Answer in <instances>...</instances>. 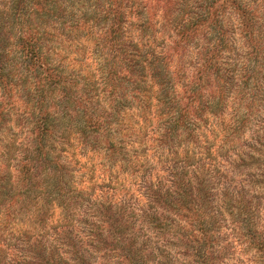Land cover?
Masks as SVG:
<instances>
[{"label":"trees","instance_id":"trees-1","mask_svg":"<svg viewBox=\"0 0 264 264\" xmlns=\"http://www.w3.org/2000/svg\"><path fill=\"white\" fill-rule=\"evenodd\" d=\"M217 1L0 0V129L2 125L6 127L8 122L5 121L14 115L19 129L26 131L17 143L23 146L24 158L16 168L18 187L11 186L5 170L0 171L2 229L11 225L16 216L14 202L17 197L20 212L28 208V202H35L50 191L57 199L59 196L64 198V194L69 198L67 191L61 192L58 175L62 173L59 145L67 142L64 133L71 134L70 140L75 139V146L84 147L89 143L95 149H104L107 156L115 159L119 157V151L123 152L120 147L124 142L110 141L108 124L110 126L112 117L127 104L136 110H133L136 119L143 115L157 117L163 128L159 133L160 141L165 142L182 131L187 138L196 137L197 124L203 118V123L207 121L206 110L216 118L223 117L227 104L238 112L241 106L236 105L237 101H228L232 94L226 92L225 87L229 79L235 78L234 74L229 75L230 70L221 71L220 64L216 68L213 65L207 67L205 76L212 74L216 83L207 96L201 93L194 109L190 107L188 111L196 93L193 88L190 95L183 85L184 93L172 92V86L182 80L183 69L178 67L173 71L168 67L171 53L186 51V42L190 36L194 37L195 26L210 27L214 39L207 42L214 41L216 47L222 45L223 33L217 18L227 6L236 9L239 5L235 0H230V4L223 0L220 8ZM238 14L248 29V16L243 11ZM155 16L160 18L161 25L158 24L162 27L155 39V42L160 40L156 44L158 47L152 42ZM64 18H68L69 24L63 23ZM178 36L183 41H175ZM90 46L103 57L97 63L102 68L101 76L93 86L89 83V73L81 76L80 69L65 73L64 65V48H76L85 54ZM204 47L197 43L199 60ZM253 48L256 63H260L258 43L254 42ZM53 60L56 65L52 64ZM256 66L250 71L255 75L254 79H258ZM238 81H248L245 72L240 73ZM136 83H143V88L134 87ZM96 85L103 86L104 96L109 100L102 107L94 98ZM17 103L21 109H13ZM255 103L253 98L247 110ZM235 116L232 115L224 126V140L228 137L227 130L235 131L245 122H238ZM252 143L255 148L264 146L257 140ZM12 144H7V152ZM245 158L258 164L254 165L250 179V185L255 189L249 190V179L248 187L234 183V177L244 171L233 169L235 166L230 167L233 169L230 172L214 175L215 179L206 172L187 175L189 171L184 170L175 174L171 189L163 191L160 187H148L147 207L150 211L141 218L147 229L144 234L150 232L145 238L127 231L132 222L118 211H104L101 215V223L105 226L104 233L101 231L103 236L98 232L94 234L96 245L108 246L105 250L108 261L104 264H109V259L113 264H164V260L172 264L177 258L179 264H207L212 255L215 226H219L221 220L227 222L230 231L238 230L264 256V224L257 228V214L264 212V154L239 153V160ZM227 174L230 176L226 177ZM220 182H223L222 186L218 187ZM98 208L105 210V204ZM44 214L42 211L39 223ZM22 238L27 245L20 246L16 251L18 256L7 260L0 251V264H92L89 257L75 248L73 240L69 243L72 238L67 236L58 238V249L48 248L38 240L29 242L26 237ZM60 248L56 254L55 249Z\"/></svg>","mask_w":264,"mask_h":264},{"label":"rangeland","instance_id":"rangeland-1","mask_svg":"<svg viewBox=\"0 0 264 264\" xmlns=\"http://www.w3.org/2000/svg\"><path fill=\"white\" fill-rule=\"evenodd\" d=\"M222 1L216 2L220 8ZM235 1L238 2V8L227 6L225 12L217 18L220 31L223 33L222 45L216 47L214 41L207 42L214 39H212L213 33L210 27L195 26L193 29L196 30H193L192 34L194 37L190 36L189 42H186V51L171 53L172 58L168 67L173 71L178 67L183 69L182 80L176 84L177 86H172L173 93H184L181 85L188 88L189 95L192 88L196 91L188 111L190 107L195 108L202 97L201 93L207 96L211 88L215 86L216 80L212 78V74L211 78L208 75L205 76L209 65L216 68L220 64L221 71L230 70L229 75L233 73L235 78L229 79L230 81L225 85L226 92L229 91L230 95L232 94L227 98L229 97L228 101L232 103L237 101L236 105L241 106L238 112L235 113L228 104L221 118H216L212 112L206 110L207 121L203 123L205 121L203 118L197 124L196 137L193 135L187 138L182 131L177 132L174 140L169 138L165 142L160 141L159 133L163 128L158 118L143 115L136 119L133 113V110L135 112L136 110L127 104L125 109H121L115 117H112L110 126L108 124L110 141L124 142L120 147L123 152L119 151V157L115 159L107 156L104 149H95L89 143H85L84 147L75 146V139L70 140L71 134L64 133L63 136L67 142L59 145V169L62 173L58 175L62 186L61 192L64 194L67 191L69 198H65L64 194V198L59 196L57 199L50 191L37 198L35 202H28V208L20 212L21 208H18L20 200L17 197L14 202L16 216L11 225L2 229L0 224V251L4 252L7 260L18 256L16 251L21 245H27L26 240L20 239L21 237H26L29 242L38 240L48 248L58 249L60 247H56L59 245L58 238L61 239L64 235L72 238L69 243L73 240L75 248L78 247L84 255L89 257L92 264H104L108 261L105 254L108 246L96 245L94 235L98 232L103 236L105 230V226L101 223L103 212L107 209L108 213L118 211L132 222L127 231L140 234L141 238H145L150 233L144 234L147 229L141 221L144 213L150 211L147 207V188L156 186L163 191L171 189L175 174L184 170L189 171L187 175L206 172L215 179L214 175L220 172L243 169L239 176L234 177V183L248 187L246 182L249 179V190L255 189L250 185V179L254 165L258 164L250 158L239 160V153L264 154V146L255 148V144L252 143L255 140L264 143V0ZM241 11L249 18L248 29L244 26L242 16L238 14ZM64 19L63 23L69 24L68 18ZM158 23L161 25L160 18L155 16V26L151 30L154 33L152 42L155 46L160 42V40L155 42V39L160 35L162 28ZM200 24H206V22ZM127 25L130 24L127 23ZM126 32L128 33L129 30ZM177 40L183 41L180 36L175 41ZM254 42L258 43L260 63H256L257 60L254 57L256 54L253 48ZM197 43L202 47L205 46L200 54V60L196 50ZM87 49L88 51L84 54L76 48H64L65 73H72L74 69H80L81 76L89 73V83L93 86L101 76L102 68L97 63H99L98 59L101 62L103 57L100 56V51L93 50L91 46ZM67 54L69 56H66ZM55 59L58 61V58ZM52 64L56 65V62L53 60ZM255 66L258 79H254L255 75L250 72ZM199 71L201 73L197 76ZM241 72H245V77H248L247 82L239 83L238 78ZM235 80L237 82L234 83ZM143 86V83L134 84V87L138 89H142ZM95 89V101L101 107L106 105L109 100L104 96L103 86L96 85ZM187 93L185 91V94ZM1 94L0 92L2 100ZM253 98L256 103L252 109L247 110ZM21 108L19 103L13 106V109ZM181 111L185 113L183 108ZM232 115H236L238 122H245L242 125L240 123L235 131L227 130L228 137L224 140V126ZM5 122H8V125L6 127L2 125L0 129V171L5 170L9 175L11 186L18 187L19 178L16 168L24 158L23 146L17 143L24 137L26 131L19 129L14 115L7 118ZM76 139L81 140L79 137ZM8 142H13L10 152H7ZM222 144L225 145L224 148ZM128 156L130 158L127 162ZM253 159L256 160V157L254 156ZM261 161L259 159V162ZM232 166L235 168L231 169ZM229 176L230 174L226 175V177ZM49 182L54 183L51 179ZM222 183H218V187H221ZM25 203L26 201L23 205ZM102 204H105V210L98 208ZM96 210H99V213ZM42 211L45 214L42 222L39 223L38 218ZM257 215V228L260 229L264 224V212L260 211ZM150 237L153 236L150 235ZM213 239L212 255L207 264H264V256L258 248L251 245L238 230L230 231L224 220H221L219 226L216 224ZM57 249H55L56 254L61 251V248ZM176 260L172 264L180 263L178 258ZM112 262V259H109V264H113ZM168 263L164 260V264Z\"/></svg>","mask_w":264,"mask_h":264}]
</instances>
